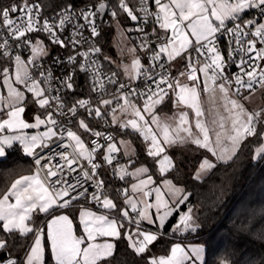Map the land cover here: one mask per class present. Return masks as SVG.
Returning a JSON list of instances; mask_svg holds the SVG:
<instances>
[{"label": "snow or ice", "instance_id": "obj_1", "mask_svg": "<svg viewBox=\"0 0 264 264\" xmlns=\"http://www.w3.org/2000/svg\"><path fill=\"white\" fill-rule=\"evenodd\" d=\"M157 11L155 13L149 12L148 0H140V11L144 12L146 17H154V21L158 24L159 28L163 30V35H158L157 44L158 51H155L151 59L153 61H160L162 54L166 55L169 61L175 60L177 57L184 59L187 58V79L192 82V85L181 84L178 79L169 80L167 76L161 75L157 83V91L148 90L147 93L137 92L135 89L124 91L117 97V103L123 100L120 105L121 112L127 114L131 110V116L126 120L119 123L122 129L131 128L134 132H139L144 136L145 140L150 139L148 147V155L152 157H159L161 153L165 152L164 146L157 138V135L151 132L150 123L159 125V118L153 114V110L157 105L163 103L165 97L169 95L168 89H171L177 96L178 102L187 105L195 111L196 123L195 128L198 130L194 132L191 126L188 125L187 113H181L179 121L174 129L171 125H163V144L173 146L176 143L190 142L198 147L205 148L212 153L217 160L227 162L231 160L238 151L242 142L248 137L257 136L264 140V109L258 111H248L243 104L237 99H232L229 93V87L232 85L233 80H230L224 75L225 67L229 61L235 60V55L240 54L239 64L240 72L234 75V82L236 93L239 94L241 88L254 89L256 86L264 88V67L259 63L252 62L264 61V47L257 48V43L264 45V22H258L257 19H243V14L247 10H258L260 19L264 20V0H154ZM120 8L127 13L132 20H137L138 17L133 13V10L128 6L125 0H119ZM104 3L99 4L100 9H104ZM71 6L63 10L59 25L51 24L45 19L40 24V5H29L25 0L23 7L15 5L10 8L0 10V20L4 27L8 29L9 35L13 40L20 41L22 44H27V33L31 32H47L49 37L54 43L64 46V42L60 40L54 29L56 27L63 28L66 23L71 21ZM20 13L17 19L10 18V13ZM94 12H82L81 16L92 24V35H97L94 22L89 20V17L94 16ZM113 17L116 12H112ZM229 23L233 26L229 27ZM39 25V26H38ZM143 31V29H140ZM156 29H153L155 33ZM170 32V35H169ZM229 35V55L228 60H225L221 50L217 47L218 38L221 35ZM251 37V38H250ZM235 42L236 47L231 48L232 42ZM78 43V41H73ZM11 45L9 39H3L0 42V48L8 49ZM93 52H98V48L91 49ZM135 51V49H133ZM33 58L27 62L35 66V58L38 55H46L42 42H37L32 48ZM193 53L196 54L195 58ZM255 53L254 56L249 55ZM4 57H9L10 52L4 51ZM82 55L87 56L88 53ZM247 57V58H245ZM74 61V57L69 58ZM203 61V62H202ZM15 74L14 80L11 78L9 68H4L0 75L3 76V85L7 88V96H0V106L7 105L8 111L7 118L0 119V158L7 155V150L12 149L16 142L22 146V151L25 155L34 158L36 165L35 171L30 175L20 176L16 179L0 197V221L3 222L2 230L10 236H17L20 239H26L29 234L32 235L33 242L26 252V257L23 260L8 258L6 264H45V246L42 244V229L35 227L34 217L38 213L49 214L56 209L68 208L73 201L77 200L80 196H86L88 189L84 188L80 180L75 184L71 183L68 179L67 173L75 172L73 167L80 160H86L91 166V175L88 170L82 171V177L85 180H90L97 174L99 164L95 163V153L98 149L103 147L92 141L94 147L89 150L81 137L70 129L61 127L59 135L61 140L66 136L67 143L56 142V148L63 149L64 151L57 152L55 148L50 146L53 137L58 135L57 126L58 122L54 118L51 111L46 112V117L41 118L39 115L34 117V123H28L22 118L25 112V107L21 106L25 95L24 92L19 90V85H23L27 92L32 93L36 99V103L40 108L47 109L51 107L50 100L57 101L58 109H62L64 105L60 102L58 96L48 97L45 95L47 89L41 87L42 83L48 82L51 79V72L47 75L40 72L39 75L42 79H36L29 71L27 65L21 60L19 55L15 56ZM94 63V62H93ZM197 65H200L197 67ZM245 65L250 68V71L245 70ZM161 68L164 64L159 65ZM82 70H87L83 65ZM132 70L139 75L141 72L140 60L133 59ZM96 70H94L95 72ZM124 71L129 72V66H124ZM197 72L204 74L203 88L204 92L215 93L218 87L220 93L223 95L225 110L229 113L231 121V130L227 133H217L215 144L210 138L208 127L202 122L203 110L199 105L200 89L198 87ZM211 73V74H210ZM146 75V73H145ZM184 76L185 73H181ZM115 76V73L112 74ZM247 76V82L243 77ZM135 78V77H132ZM151 79V77H149ZM71 77L67 78L70 81ZM223 82L217 84V81ZM30 81V83H29ZM109 82L115 83L109 77ZM209 82L215 87H210ZM67 88L72 85L69 82H64ZM15 85V86H14ZM167 85V88L161 87ZM103 88V83L100 84ZM125 85H120L123 90ZM176 89H179L177 92ZM131 95H138L145 97L143 108H138L129 97ZM153 97H156L155 99ZM247 99L248 97H244ZM87 102L78 101V104L83 107ZM103 104L109 105L112 103L110 100H103ZM230 106V107H229ZM75 115V107L69 109ZM96 116L101 115L99 108L95 109ZM115 112V109H113ZM145 113L149 114L150 120L145 119ZM63 114V113H61ZM120 118L114 116L113 123H117ZM224 117H221L223 121ZM41 125H46V131L29 135L25 133L24 129L39 128ZM80 126L86 131H90L88 126L83 120L80 121ZM258 126L260 131H258ZM220 128H224L223 122L220 123ZM170 129L172 135L169 134ZM100 136L101 133H94ZM111 140L112 137H107ZM228 141V145L224 141ZM40 149V152H37ZM44 149H48V154H43ZM70 149V151H69ZM118 151L113 143L107 146V155L104 160L111 164L113 160L112 153ZM256 156H264V143H261L256 148ZM58 156L62 163H53L55 157ZM43 162V163H42ZM160 172L163 174L169 170L171 165L170 158L164 155L161 161ZM216 165L205 158L200 165L201 170H211ZM67 169V172L65 171ZM120 171L125 175L126 172L123 166ZM138 173H146L147 169H138ZM131 175H135L132 173ZM124 179V175L120 176ZM199 179V172L196 176ZM153 183L152 177L139 180L138 184L132 185L133 192L140 191L144 197H147L151 192H155V204L149 203L146 200L140 201L143 207L138 209L137 200L127 196L125 191L124 203L131 206L132 212L137 213L139 219L132 220L127 210H120V220L112 218L111 213L117 210V204L108 196L101 195L96 192L93 193L92 199L106 210L104 214H97L89 210H81L80 223L83 226V233L77 236L73 230V221L67 215L54 216L47 224V237L51 241V256L55 264H105L106 258L113 257L115 244L105 240L103 243H98V237H110L119 239L122 235L120 229L124 227L121 221L127 220L129 223L135 224V231L125 233L126 239L129 241V247L135 251L137 255L144 254L148 251L149 246L152 245L157 239L158 235L151 231H146L141 227L142 221H147L149 224H154L152 216L149 214V209L155 207L159 219V227L163 228L165 220L173 214V210L169 207V200L164 198V194L160 188L151 189V191H143ZM165 184H171V181L165 180ZM97 192L104 187L103 180L96 181ZM82 188V191L78 189ZM182 189L173 186L172 195L177 196V200L171 203L178 207L184 204L187 200V195L179 197ZM75 193V195H73ZM14 198V203L11 199ZM164 209L163 213L160 210ZM191 208L188 213L180 215V225L183 230H195L193 217L191 215ZM7 247V240L0 239V249ZM192 254L199 260L203 249L193 247ZM190 260L189 255L185 252L179 244L171 249V256L168 258L155 257L150 258L149 264H186ZM194 264V262H193Z\"/></svg>", "mask_w": 264, "mask_h": 264}, {"label": "built area", "instance_id": "obj_2", "mask_svg": "<svg viewBox=\"0 0 264 264\" xmlns=\"http://www.w3.org/2000/svg\"><path fill=\"white\" fill-rule=\"evenodd\" d=\"M25 2V1H24ZM24 2L10 1L6 4L4 8H10L15 5L18 8L23 7ZM128 6L133 10V13L137 15V20H132L127 13H125L119 6V0H102L98 4L84 5L81 7H72L70 9L71 21L66 23L63 28L56 27L54 31L57 36L64 42V46L54 43L47 32H31L27 33L26 37L21 38L27 39L29 43L22 44L20 41L13 40L8 32V29L4 27L2 20H0V42L3 39H9L11 45L10 48L4 49L0 48V54L4 51H9L10 56L15 60V56L19 55L21 60L25 62L31 74L38 80L42 79L39 75L40 72H44L46 75L48 72H51V79L48 82L42 83L41 87L47 89L45 95L48 97L58 96L60 102L64 105L62 109H58L57 101L50 100L51 107L48 108L49 111L53 113L54 118L58 122L56 137H53V140L50 143L52 148H55L57 152L64 151L63 149L56 148V142L67 143L68 139L66 132L63 139L61 140L59 135V129L61 127L70 129L81 137V140L85 143L86 147L91 150L94 145L92 141H96L99 145H106L112 143L116 140V134L110 129L112 126L108 119L110 118V112H113V109L119 110L120 105L123 104V100L117 103V97L120 96L124 91H129L135 89L138 93L144 92L147 93L149 89L152 91H157V83L160 80L161 75L167 76L169 80L176 79H187V58L181 59L177 57L173 61H169L167 56L162 54L160 61H153L151 57L155 51H158L157 40L158 35H163L164 32L159 28L158 24L155 23L154 17H146L144 12L140 11V0H125ZM164 2V0H162ZM29 5L39 4L40 5V24L42 25L43 21L47 19L51 24L59 25L61 18V13L63 8L54 13L47 14L43 10V6L35 0H27ZM105 3L107 6V11L105 18L101 20V12L99 9V4ZM148 10L149 12L155 13L157 11L154 4V0H148ZM116 12V16L113 17L112 12ZM82 12H94L95 15L89 17V20L94 22V26L97 31V35H92V24L88 20H85L81 16ZM20 16V13H10V18L17 19ZM243 19L255 18L258 22H262L260 19L258 10H250L243 14ZM119 24L123 28H129L130 37L133 43L135 44L139 59L142 63L141 72L139 75H135V78H129L125 75L124 70L120 66H116L114 62H110L107 57V53L104 50V34L106 30L111 27V24ZM39 26V25H38ZM229 27L233 25L229 23ZM156 29L155 33L153 29ZM140 29H143L141 31ZM251 38V37H250ZM229 35L224 34L219 36L217 47L221 50L222 55L225 60H228L229 51ZM42 42L44 51L46 55H38L35 59V66L27 64L32 58V48L37 42ZM73 41H78V43H73ZM236 47L235 42H232L231 48ZM264 47L257 43V48ZM98 48V52H93L91 49ZM83 53H88L87 56L82 55ZM249 55L254 56L255 53H250ZM196 54L193 53L195 58ZM0 57H4L0 55ZM70 57H74V61H70ZM247 58V57H245ZM240 54L235 55V60L229 61L225 67L224 75L227 76L230 80H233L232 85L229 87V93L235 98H243L247 93L251 92L254 89H257L259 86H256L254 89L241 88L239 94L236 93V85L234 82V75L240 72V68L237 67L239 64ZM125 60L123 59L122 62ZM94 62V63H93ZM203 62V61H202ZM163 63L164 67L161 68L159 65ZM253 66L255 63H259L261 67H264V61H255L252 62ZM84 66L87 70H82L81 66ZM13 66V65H12ZM12 66L10 68H12ZM200 65H197L199 67ZM246 71H250L247 65L244 66ZM94 70H96L94 72ZM115 73V76L112 74ZM146 73V75H145ZM181 73H185L184 76H181ZM211 74V73H210ZM85 76V77H84ZM197 76L201 82V87L203 88V73L197 72ZM71 77L70 81H67V78ZM109 77L115 81V83L109 82ZM151 77V79H149ZM244 81L247 82V76L243 77ZM64 82L71 83L72 87L67 88ZM223 81L218 80L217 84ZM30 83V81H29ZM103 83L104 87L101 88L100 84ZM120 85H125L123 90L120 89ZM161 87L167 88V85H161ZM212 87H215L212 85ZM218 88V87H217ZM168 92H172L171 89H168ZM207 93V92H206ZM129 99L132 100H141L144 101L145 97H140L138 95H131ZM103 100L112 101L111 104L105 105L102 103ZM78 101H86L87 103L81 107L78 104ZM75 107L76 114L73 115L69 109ZM99 108L101 115L98 117L95 114V109ZM63 113V114H61ZM104 117L101 123H97L95 126H89L85 123V118L88 119H100ZM81 120L88 126L89 135L86 136L81 130L76 127V123ZM114 125V124H113ZM42 132L38 130V133ZM101 133L100 136H96L94 133ZM112 137L111 140L107 137ZM250 138V137H248ZM150 139L145 140L144 136L142 137V145L148 151L150 144ZM103 147L97 150L95 153V163L99 164L100 167L97 169V174L90 180H85L82 177V171L88 170L91 175V166L87 163L86 160H80L77 164H74L73 167L76 169L75 172L67 173L68 179L71 183L75 184L77 180H80L84 188L88 189L86 196H80L77 200L73 201V204L87 205L94 209H103L97 201L92 199L94 192L101 195V199L106 195L108 198L112 199L113 190L109 186V182H114L118 180L117 174L110 170V166L106 165L105 161L100 155V151ZM48 149H44L43 154H48ZM70 151V149H69ZM37 152H40V149H37ZM123 153L120 151L114 156V162L118 163L123 160ZM31 162L34 164V158L30 157ZM62 161L59 160V157L56 156L53 160V163ZM43 163V162H42ZM36 167V165L34 164ZM67 172V169H65ZM106 174L108 178L104 176ZM103 180L104 187L97 192L96 181ZM80 188L78 191H82ZM75 195V193H73ZM70 205V206H71ZM65 209V208H64ZM135 225V224H134ZM8 258L6 257L0 261V264H6ZM14 259V258H13Z\"/></svg>", "mask_w": 264, "mask_h": 264}, {"label": "trees", "instance_id": "obj_3", "mask_svg": "<svg viewBox=\"0 0 264 264\" xmlns=\"http://www.w3.org/2000/svg\"><path fill=\"white\" fill-rule=\"evenodd\" d=\"M13 0H0V10ZM24 2L25 0H15ZM42 6L45 13L50 14L68 7H81L84 5L98 4L102 0H35ZM115 24H111L104 34V50L110 51L113 47ZM12 57H0V69L13 65ZM85 77V76H84ZM175 99L172 91L166 97L157 112H164L171 108ZM132 102H143L132 100ZM27 104L31 108L35 106L38 112L46 114L49 109L38 108L28 97ZM100 119L85 118V123L95 126L101 123ZM110 129L116 137L131 138L134 154L122 161H127L129 169L146 165L153 173L156 172V159L149 156L148 151L142 145V137L138 132L122 129L113 125ZM76 127L86 135V131L76 123ZM258 131L260 128L258 126ZM262 140L253 136L247 138L239 152L229 161H216V167L203 179H197L195 174L201 162L205 158H213L212 154L205 148H201L190 142L167 146L173 167L165 176L176 185L182 186L188 193V199L182 206L183 211L192 209L195 220L199 227L187 235L177 237L170 231L178 219V213L170 220L165 228L164 234L158 237L154 245L144 254L137 255L129 247V242L124 235L115 239L113 257L105 260V264H149L150 258L158 253H167L173 242L194 241L202 243L206 248L203 264H264V156L257 159L254 157V149ZM35 171L34 164L22 151L21 146L14 145L7 150L5 158L0 160V197L10 188L11 184L20 176L30 175ZM106 179L108 176L104 174ZM129 177V176H128ZM109 186L115 193L112 199L117 204V210L112 215L119 217L123 205V190L126 183L123 180L109 182ZM87 206V205H85ZM89 207V206H88ZM102 211L103 209H95ZM65 211V210H64ZM56 209L49 214H40L34 217V225L37 228L45 226L49 220L62 212ZM70 213H72L69 210ZM3 222L0 221V239L7 240V247L0 249V261L6 257L17 260L25 259L26 252L33 242L32 235L26 239L10 236L2 230ZM45 264H55L50 257L48 242L46 240Z\"/></svg>", "mask_w": 264, "mask_h": 264}, {"label": "rangeland", "instance_id": "obj_4", "mask_svg": "<svg viewBox=\"0 0 264 264\" xmlns=\"http://www.w3.org/2000/svg\"><path fill=\"white\" fill-rule=\"evenodd\" d=\"M247 11H250V10H247ZM247 11H245V12H247ZM262 22H264V20H262ZM130 31L131 30L129 28H123L119 24H115V34H114L113 42H112L113 47L110 51H107V57L109 58L110 62H114V64L116 66H120L123 70H124L125 65L129 66V72L127 74L125 73V75L129 78L134 77L136 75V73L131 68L133 59H137V58L139 59L138 50H137L135 44L133 43V41L131 40V37L129 34ZM169 35H170V32H169ZM133 49H135V51H133ZM32 58H33V54H32ZM36 58H37V56H36ZM123 59L125 60L124 62H122ZM15 63L16 62L14 60L12 68L7 66V68H9V70H10L12 80H14ZM140 65L142 66L141 61H140ZM2 71H3V69H0V73H2ZM204 79H205V77L203 74V81H204ZM179 82L181 84H189V86L192 85V82L186 78L179 79ZM197 84H198L199 89L201 90L200 91V97H199V105H200L201 109L203 110V116L201 117V120L208 127L210 138H211L213 145H214L217 133H227V132H230V130H231V121L229 119V113L225 110V107H224L225 102L223 99V95H222V93H220L218 88H216V91L214 94L211 92L206 93V92L202 91L201 82L199 79L197 81ZM209 85H210V87H212L211 82H209ZM18 87H19V90L24 92V95H25V99L21 105V106L25 107V112L22 114V118L28 123H34L35 122L34 117L37 115H39L42 119L45 118L46 116H43L40 112H38V110H37V108H35V106H32L30 108L27 104V99L29 96H31L33 99H31V97H30V99L35 103V105L38 108H40L38 106V104L36 103L37 98H35L32 93L27 92L23 85H19ZM176 91L178 92L179 89H176ZM0 96H4V97L7 96V88L3 85V76L2 75H0ZM230 97L232 99H237L241 104L244 105V107L248 111H258V110L264 109V88L258 87L257 89H254L251 92L247 93L244 96V97H248L247 99H245L244 97L241 99L235 98L231 94H230ZM153 98L155 99L156 97H153ZM165 100H166V97H165L164 101ZM133 103H135L138 108H141V109L143 108L144 101L141 103H139V102H133ZM162 104L157 105L153 110V114H155L159 118V122H160L159 125L158 124H151V123L149 125L151 128V132L157 135V138L161 141L162 146H164V148H165L164 153H161V155L159 157H155V159H156V172L155 173H153L152 170L146 165L137 166V167L129 169L127 161H121L118 163L114 162V156L120 151L123 153L124 158H128L134 154V147H133V143H132L131 138H123V137L118 136L116 138V140L114 142H112L113 144L116 145L118 151L111 154L113 156V160H112L111 164H108L104 160V156L108 154L107 153L108 144L103 146L102 151H100V155H101L102 159L105 161L106 165L110 166V170L117 174V178L119 180H123L126 183L124 190H127V196H130L133 199L137 200L138 209L143 207V203H140V201L146 200L149 203L155 204V195L156 194H155V192H151V194L149 196L144 197L142 192H140V191L133 192L132 185L138 184L139 180H141V179H147L149 176L152 177L153 183H150L147 187H144L143 191H151V189L159 187L161 192L164 194V198L169 200V202H170L169 207L173 210V214L170 215L165 220L164 227L160 228L156 208L153 207V208L149 209V214L152 216L155 223L149 224L147 221H142L141 227L144 230L151 231L152 233L157 234L158 237H160L161 235L164 234L165 228L169 224L170 220L178 213L179 214L178 219L170 231V234H171L170 237H172V235L173 236L176 235L179 238V237L187 235L189 232H191L193 230H191V229L183 230L182 225H180L179 230L177 229V225L180 224V215L184 214V213H188V210L187 211L182 210V206L186 203L187 200L185 201L184 204H180L178 207H176L171 202L173 200H177L178 197L173 196L171 193L173 191V186H175V188H179V189L183 190L182 193L179 194V197H182L183 195H187V197H188V193L184 187L176 185L171 179L165 177L167 175V173L172 169L173 161H172L169 153L166 151L167 145L163 144V139H164L163 125H165V124L171 125V129H174L176 127L178 121H179L180 114L181 113H187L188 125H185V126H191L193 131L197 132L198 130L195 128V123H196L197 118L195 115V111L192 108L188 107L185 104L178 102V98H177L176 94H175V99H174L173 105L171 106L170 109L169 108L167 109V107H166V110L164 112H161V113L157 112V109ZM7 111H8V108H7L6 104L3 106H0V119L7 118V116H6ZM144 115H145L146 120H150L149 114L145 113ZM114 116L120 118L117 121V123H115V124L113 123L114 125H117V126H119V123L122 120L133 118L131 116V110H129V112L127 114L122 113L121 109L116 110L115 112H110V118H111L112 122H113ZM221 117H224L223 121H221ZM221 122H223V124H224L223 129L220 128ZM77 128L79 129V127H77ZM38 129H43V131H46V125H41L39 128L24 129L23 131L29 135H35L38 133L37 132ZM129 129L132 130L131 128H129ZM171 129L169 132L170 135H172ZM139 135L141 137H143V135H141L140 133H139ZM245 141H246V139L242 142V144L240 145L236 154L239 152L241 146L243 145V143ZM261 143H264V140H262ZM261 143L259 145H257L256 148L259 147L261 145ZM176 144H180V143L178 142ZM224 144L228 145V141L225 140ZM15 145L20 146L18 142H16ZM21 148H22V146H21ZM256 148L254 149L255 159L259 158L256 156V151H255ZM164 155H167L170 158L172 167H170L169 170H167L163 174H161V172H160L161 164L158 163V161H161ZM212 157L213 158H207V159L210 160L211 162H213L214 164L216 161H220V160H217V158L215 156L212 155ZM222 162H224V161H222ZM121 166H123L124 169H126V172L129 173L128 175H125L123 172L120 171ZM143 168L147 169L146 173H138L137 172L138 169H143ZM211 170H201L200 166H199L198 170L196 171L195 176H197V173L199 172V179H203L209 174V172ZM132 173H135V175H131ZM121 175H124V179L120 178ZM165 180L171 181V184H165L164 183ZM112 190H113V195H114L115 188ZM124 190H123V196H122L123 205H122L120 210H127L129 212L130 218L132 220H137V219H139L137 213L132 212L131 206L124 203V200H125V191ZM11 202L14 203V198L11 199ZM61 210L62 211L65 210V211L60 213V214H57L55 216L67 215L69 217V219L73 221V230L77 236H80L83 233V226L80 223V212H81V210H89V211L96 212L97 214H104L106 212L105 209H103L102 211H99V210H95L92 207L83 206L80 204H73L70 207L65 208V209H61ZM69 210L72 213H70ZM163 211H164V209H161L160 213L162 214ZM112 213H111L112 218L120 220V216L119 217L114 216V215H112ZM40 214H45V213H38L37 215H40ZM191 215L193 217L192 222L194 223L195 229H197L199 227V224L194 218L193 211H191ZM121 222L124 223V227L120 229L122 235L125 236V233H127L129 231H135L134 223H129L127 220H124ZM47 224H48V222L46 223L45 226L40 227V229L43 230L42 231V244L45 246V261H46V255H47L46 254L47 253L46 240H47L48 246H49V251H50L49 255L52 258V256H51V241L47 237ZM105 240H108L109 242L114 243L115 239L110 238V237H98L96 242L103 243ZM154 243L149 246L148 250H150V248L154 245ZM177 244H179L182 248H184L185 252L190 257V260L187 261L186 264H193V262H194V264H203V262L205 260V255H206L205 245L202 243L194 242V241L182 242L181 240H176L173 242L170 250L167 253L158 252V253L154 254L152 257H155L156 259H159L160 257H164V258L170 257L172 247H174ZM193 247L203 249L202 255H201L199 260L191 252V249ZM106 259H108V258H106ZM53 262H54V260H53Z\"/></svg>", "mask_w": 264, "mask_h": 264}, {"label": "water", "instance_id": "obj_5", "mask_svg": "<svg viewBox=\"0 0 264 264\" xmlns=\"http://www.w3.org/2000/svg\"><path fill=\"white\" fill-rule=\"evenodd\" d=\"M105 4V3H104ZM106 5V4H105ZM100 9V8H99ZM106 11H107V6L104 9H100L101 12V20H103L105 18L106 15Z\"/></svg>", "mask_w": 264, "mask_h": 264}, {"label": "crops", "instance_id": "obj_6", "mask_svg": "<svg viewBox=\"0 0 264 264\" xmlns=\"http://www.w3.org/2000/svg\"><path fill=\"white\" fill-rule=\"evenodd\" d=\"M29 97H31V96H29ZM31 99H33V98L31 97ZM42 115H43V114H42ZM43 116H46V114H44ZM38 130L43 131V129H38ZM38 130H37V132H38ZM101 151H102V150H101ZM5 157H6V156H5ZM5 157H4V158H5ZM28 157H29V156H28ZM29 158H30V157H29ZM1 159H3V158H0V160H1ZM34 167H35V166H34ZM35 168H36V167H35ZM69 207H70V206H69Z\"/></svg>", "mask_w": 264, "mask_h": 264}]
</instances>
